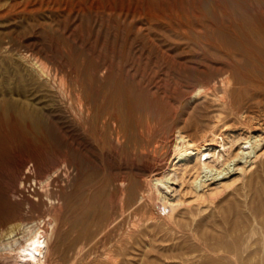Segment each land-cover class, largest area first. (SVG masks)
<instances>
[{"label":"rangeland","instance_id":"374dc122","mask_svg":"<svg viewBox=\"0 0 264 264\" xmlns=\"http://www.w3.org/2000/svg\"><path fill=\"white\" fill-rule=\"evenodd\" d=\"M145 3L139 0L144 12L158 13ZM166 16L156 14L152 24L137 16V30L127 34L116 25L114 12L88 0H0V44L8 43V52L0 47V94L18 91L19 67L13 57L29 51L45 56L52 70L65 74L70 87V97L57 92L55 83V92L47 95L29 84L20 88L25 94L43 96L36 126L6 116L0 108V264L16 263L7 256L3 243L20 237L24 224H43L44 218L53 221L45 264H101L110 241L117 233L125 236L130 229L132 217L128 215L132 208L141 218L156 210L158 201L150 198L147 190L152 174L167 168L177 171L168 189L175 195L173 224L185 232L197 227L204 240L210 239L208 244L226 248L224 254L229 253L225 260H218L204 251H195L189 257L197 254L198 260L190 264H264L262 116L248 127L222 107L210 90L206 96L192 95L198 80L211 84L210 79L217 73L214 66L198 64L191 44L182 34L161 23ZM171 57L183 67L173 66ZM103 65L110 73L123 74L137 91L138 103L130 116L133 138L119 136L116 140L115 135L109 136L106 129L95 126L93 110L85 114L72 102L75 91L91 106L101 102L99 87L105 72L96 68ZM195 65L207 72L197 77L192 70ZM93 69L96 72H91ZM179 131L196 146L211 144L220 132L261 134L263 141L255 152L233 164L226 175L201 173V181L192 183L191 164H183L178 157L173 159L172 153L183 146L176 138ZM238 166L244 168L233 169ZM218 182L224 185L211 192ZM140 194L144 198L135 202ZM121 212V226L115 230L110 225L105 228ZM155 219L146 229L142 227V232L133 233V240L139 241L128 244L126 255L134 259L130 264H145L147 259L160 263L164 255L190 253L195 248L187 233L184 236L169 229L163 219ZM103 229H107L104 237ZM166 259L180 264L177 258Z\"/></svg>","mask_w":264,"mask_h":264},{"label":"bare ground","instance_id":"6f19581e","mask_svg":"<svg viewBox=\"0 0 264 264\" xmlns=\"http://www.w3.org/2000/svg\"><path fill=\"white\" fill-rule=\"evenodd\" d=\"M141 1L142 3L146 2L145 4L157 9L158 13H156V11L153 13L146 11L144 12L142 10V6L139 5V0H88L90 3H95L97 7L108 9L111 12H114L117 16L115 19L116 25L122 28L127 34H133L135 30H137V26L134 23L137 16L141 15L142 18H145L150 24H152L156 19V14L167 15L165 18L161 19V23H163L166 28L175 31L178 34H182V37L191 44V50L194 52L196 60H199L197 61L198 64L205 65V67L214 66L217 73L214 78L210 79L209 77L211 84L198 80V84L195 87L193 86L192 95L202 96L210 90L214 96L213 98H215V100L218 101L222 107L228 109V112L231 115H234L238 122L250 127L253 125V119L257 120L260 119V116H262V121L264 124V0ZM144 15H146V17H144ZM0 47L1 50L6 53L8 49V43L3 42L0 44ZM13 58L19 67L17 81L18 91L15 93L10 92L0 94V108L6 116L13 115L21 123L29 122L32 126H36L40 117L43 96L38 95L36 92H31L30 95L25 94V92L23 93L20 88H23L26 84H29L32 87L36 86L37 91L42 90L44 95H47L53 91L55 92L56 89L54 90L52 87V85L55 83L57 92H63L69 96V82L67 83L65 77L63 76L65 74L61 75L58 71L52 70L47 58L38 52L29 51L26 53H16ZM170 63L173 66L179 68L183 67L184 65L172 57L170 58ZM75 66L77 67V65ZM201 67H199V65H195L192 68V70L195 71L194 75L197 77H199L202 72H207L205 68ZM99 69L100 71L102 70L105 72L104 80L101 87H99L101 88V92L103 94V99L101 102L98 103V105L96 104L97 106L89 105V102H87L78 92L75 91L78 88L74 89L75 92H72L71 98L73 101H71L78 108V110H85V114L86 112H92L90 110H93L92 116H94L95 119V126L97 125L104 131L106 129V132L108 131L109 136L115 135L114 137L116 140L122 136L133 138L130 116L136 107L135 105L138 103H136L137 91L132 85L129 84V82L126 81L127 78L126 80L124 79L122 76L123 74L120 75L116 72L110 73L109 67L107 65H103L102 68H96V71H99ZM92 71L96 72L95 69L91 70V72ZM78 74L76 76L79 78L80 74ZM86 78L88 79V77ZM83 79L85 78L83 77ZM212 95L210 97H212ZM204 96H206V94ZM92 119L93 117L91 118V121ZM262 128L264 129V127ZM140 133H142V131ZM182 134L183 133H180L179 131L176 138H180L182 140L183 146L176 153H172L173 159L178 157L179 159L183 160V164H191L190 167L194 169L192 183H197V179L201 181V173H210L212 177H221L222 175H226L231 170V166L233 164H237L241 159H244L247 154L255 152L256 147H258L260 142L263 141V135L261 134L254 135L252 133L248 134V132H238L236 134L232 132H220L216 137H213L210 140L211 144H201L196 146ZM247 148L248 150L245 151ZM188 149L191 150L188 151ZM173 159H171V163ZM175 164L176 163L174 162L173 166ZM243 168V166H238L233 169L242 170ZM176 177L177 171L175 168H167L163 171H157L152 174L149 183L150 187L147 191L149 192L148 194L150 198L154 197L157 199L158 202L156 203L158 208L156 207L154 208L156 210L149 212L147 217L141 218L142 216L139 217L136 208L131 207L132 209L130 212L128 211V218L130 215L132 217L130 220V229H127L126 233L124 234L125 236L117 233L116 238L110 241L111 243L109 244L108 249L103 254L101 253L103 255V258L101 255V260H103L101 261V264L133 263L134 259L128 258L126 255L127 253L129 254V251H127L128 244L132 246L136 240L139 241V239L133 240V233L142 232L143 230L141 228L143 227V229H146L149 227L148 224L155 218L163 219L165 224L170 227L169 229H175V231L178 233L181 232L182 235L187 233L193 243H195V248L192 250L190 249V253L180 252L176 254L170 253V255H164V260H162L160 263V260L158 261L157 259H147L145 264H171L169 263L171 261H168L166 258H177L179 259L180 264L195 262L198 260V257L195 256L198 255L196 254L193 256L194 258L189 256L190 254H195V251L199 252V250L208 253V256L210 257H218V260L221 257L224 258V260L225 257H228L227 255H229V253L224 254L226 248L216 247L211 245V243L208 244L206 242L208 239L205 238L204 240L197 227L193 229L190 228L189 230L191 231L185 232L173 224L172 210L176 205L173 202L175 195L170 194L168 189L171 188V180L175 179ZM199 185L202 184L200 183ZM223 185L224 184H220V182H218L216 186L211 188V192H216ZM139 198H144V195L140 194L138 197H135V202ZM199 211L201 210L199 209ZM122 213L123 212L112 218L109 224L105 225V228H108L110 225L114 230L118 229L124 221V215ZM51 220L52 219L44 218L41 221L43 224H38L40 221H38L37 224L33 222L32 224H24V229L22 228L23 233L20 234V237H14L11 240H6L7 242H5V244L3 243V248L8 251L7 256L14 258L17 264H24V260H28L29 264H45V255L49 242L48 240L49 237H51L50 233L53 230V221ZM106 230L103 229L102 234L101 232L99 233L104 237L106 235ZM119 231L120 230H118V232ZM13 234H9V236ZM102 236L100 237L102 238ZM181 237L178 236V238ZM142 241L146 242V240ZM158 243H160V241ZM103 245L104 244H102V246ZM147 245L151 246V243H147ZM160 257L162 259V255ZM228 262H230V260ZM174 264L177 263L175 262Z\"/></svg>","mask_w":264,"mask_h":264},{"label":"water","instance_id":"95a60500","mask_svg":"<svg viewBox=\"0 0 264 264\" xmlns=\"http://www.w3.org/2000/svg\"><path fill=\"white\" fill-rule=\"evenodd\" d=\"M25 263H29L28 260H24Z\"/></svg>","mask_w":264,"mask_h":264}]
</instances>
